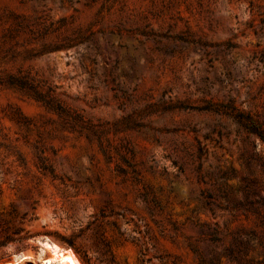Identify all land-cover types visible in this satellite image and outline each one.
Returning a JSON list of instances; mask_svg holds the SVG:
<instances>
[{
    "label": "rangeland",
    "instance_id": "obj_1",
    "mask_svg": "<svg viewBox=\"0 0 264 264\" xmlns=\"http://www.w3.org/2000/svg\"><path fill=\"white\" fill-rule=\"evenodd\" d=\"M10 74L69 113L0 82V263L264 264V0H0Z\"/></svg>",
    "mask_w": 264,
    "mask_h": 264
},
{
    "label": "trees",
    "instance_id": "obj_2",
    "mask_svg": "<svg viewBox=\"0 0 264 264\" xmlns=\"http://www.w3.org/2000/svg\"><path fill=\"white\" fill-rule=\"evenodd\" d=\"M0 82H5L10 86L17 87L21 90L26 91L49 108L58 112L60 115L69 113L68 109L61 103V101L58 100L54 94H52V88H49L48 90H43L39 84H37L33 79H31L27 75L10 74L5 80H0ZM166 105L167 109L187 108L186 104H184L183 102H166ZM207 109L217 112L221 111L219 108H215L211 104ZM75 115L77 119H80V115L78 113ZM233 115L250 132L258 135L264 141V132L260 124L250 114H246L234 108ZM194 250L196 249L194 248ZM85 261L88 262V258H85Z\"/></svg>",
    "mask_w": 264,
    "mask_h": 264
},
{
    "label": "bare ground",
    "instance_id": "obj_3",
    "mask_svg": "<svg viewBox=\"0 0 264 264\" xmlns=\"http://www.w3.org/2000/svg\"><path fill=\"white\" fill-rule=\"evenodd\" d=\"M41 251L35 258L32 254H19L15 256L14 261L0 264H80L75 253L68 248L62 247L54 241L47 238L40 240ZM50 252V256H47Z\"/></svg>",
    "mask_w": 264,
    "mask_h": 264
}]
</instances>
